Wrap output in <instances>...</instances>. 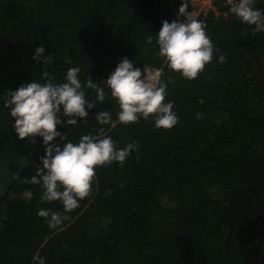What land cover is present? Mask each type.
<instances>
[{"label":"trees","instance_id":"obj_1","mask_svg":"<svg viewBox=\"0 0 264 264\" xmlns=\"http://www.w3.org/2000/svg\"><path fill=\"white\" fill-rule=\"evenodd\" d=\"M181 5L0 0V264H34L37 253L46 264H264V33L252 35L254 26L219 5L199 19L226 63L214 54L197 79L185 80L167 69L155 43L162 22L178 19ZM254 7L264 11V0ZM41 46L54 58L48 71L57 83L79 67L82 84L90 75L107 94L86 121L58 126L62 135L75 143L104 127L118 149L139 142L123 167L96 169L91 195L58 229L37 213L64 214L62 204L43 202L39 186L23 183L42 167L43 139L20 140L4 107L8 92L41 80L44 65L33 60ZM124 57L141 70L164 67L176 126L157 129L150 118L107 131L110 125L95 121L104 110L117 119L103 81ZM84 91L95 99L93 90Z\"/></svg>","mask_w":264,"mask_h":264},{"label":"clouds","instance_id":"obj_2","mask_svg":"<svg viewBox=\"0 0 264 264\" xmlns=\"http://www.w3.org/2000/svg\"><path fill=\"white\" fill-rule=\"evenodd\" d=\"M230 13L242 24L254 26L252 35L264 33V11L255 8V0H228ZM227 15V13H226ZM183 17V19H181ZM206 25L197 18L195 12L188 11L183 3L179 8V17L169 23L162 22L156 35L159 56L171 72L180 74L185 80H195L213 62L218 54L219 63H226V55L218 53L207 35ZM146 42L153 43L149 35ZM43 46L35 49L33 60L42 62L44 69L41 80H33L7 93L4 107L10 110L14 120L13 128L20 140H34L42 137L45 155L41 157L42 167H37L31 179L25 177V185H36L42 190L43 202H60L64 214L51 209H40L38 217L43 218L51 229L60 228L68 215L80 207V201L91 195L96 169L119 163L123 167L133 151H138L139 142L129 143L118 149L106 129H94L95 135L84 134L78 142H71L68 135H62L58 126L69 128L88 119L91 110L97 108V101L103 104L106 99L104 87L94 82L89 75L85 84L80 79L81 69L72 67L67 70L65 82L57 83L56 76L48 71L54 62L53 57L44 55ZM164 67L141 68L134 66L124 57L111 72L104 84L110 90L112 99L118 105L117 119H112L108 110L98 111L95 121L101 126L115 128L117 124L131 125L141 119H154L157 129H171L178 124V116L173 111L174 103L165 102L167 84L164 82ZM169 82L174 83L171 77ZM84 88L95 92V99L86 98ZM62 110V111H61ZM61 115L66 118L61 119ZM60 139L62 144L53 143ZM33 193L25 190L22 198L31 200ZM34 264H46L37 253Z\"/></svg>","mask_w":264,"mask_h":264},{"label":"built area","instance_id":"obj_3","mask_svg":"<svg viewBox=\"0 0 264 264\" xmlns=\"http://www.w3.org/2000/svg\"><path fill=\"white\" fill-rule=\"evenodd\" d=\"M167 1L175 2L176 0ZM181 2L183 3V0ZM184 3L188 5L190 12L196 13L198 19L207 16L210 12L218 13L219 5L230 6L228 0H184Z\"/></svg>","mask_w":264,"mask_h":264},{"label":"rangeland","instance_id":"obj_4","mask_svg":"<svg viewBox=\"0 0 264 264\" xmlns=\"http://www.w3.org/2000/svg\"><path fill=\"white\" fill-rule=\"evenodd\" d=\"M220 8V7H219ZM4 193V186L0 180V195H2Z\"/></svg>","mask_w":264,"mask_h":264}]
</instances>
